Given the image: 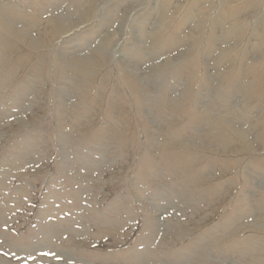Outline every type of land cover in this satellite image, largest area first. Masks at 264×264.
I'll return each instance as SVG.
<instances>
[{"label": "rangeland", "instance_id": "rangeland-1", "mask_svg": "<svg viewBox=\"0 0 264 264\" xmlns=\"http://www.w3.org/2000/svg\"><path fill=\"white\" fill-rule=\"evenodd\" d=\"M0 264H264V0H0Z\"/></svg>", "mask_w": 264, "mask_h": 264}, {"label": "bare ground", "instance_id": "bare-ground-1", "mask_svg": "<svg viewBox=\"0 0 264 264\" xmlns=\"http://www.w3.org/2000/svg\"><path fill=\"white\" fill-rule=\"evenodd\" d=\"M8 25V24H7Z\"/></svg>", "mask_w": 264, "mask_h": 264}]
</instances>
